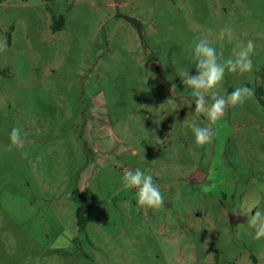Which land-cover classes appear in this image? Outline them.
Here are the masks:
<instances>
[{"label": "rangeland", "instance_id": "rangeland-1", "mask_svg": "<svg viewBox=\"0 0 264 264\" xmlns=\"http://www.w3.org/2000/svg\"><path fill=\"white\" fill-rule=\"evenodd\" d=\"M200 39L220 62L255 43L251 71L212 90L253 95L214 125L175 69L196 74ZM262 91L264 0H1L0 264H264L248 225L264 210ZM125 169L151 174L164 205L139 207Z\"/></svg>", "mask_w": 264, "mask_h": 264}, {"label": "clouds", "instance_id": "clouds-1", "mask_svg": "<svg viewBox=\"0 0 264 264\" xmlns=\"http://www.w3.org/2000/svg\"><path fill=\"white\" fill-rule=\"evenodd\" d=\"M225 36L228 39L232 38L230 28L221 29L219 38L223 40ZM254 51L255 43L249 40L246 45L240 46L238 51L234 50L232 57L220 62L216 49L210 45L208 40L194 41L196 74H190L186 67H175V69L182 84L192 90L196 114L206 115L211 124L214 125L221 120L229 107L242 105L247 98L253 95L252 89L247 86L236 87L227 96L219 95L212 90L221 84L226 72L243 74L251 71V57ZM174 87L176 86L173 85L171 91ZM208 95H211V102H209ZM192 130L197 146L202 147L212 141L214 133L210 127L193 125ZM10 142L11 146L24 147L25 139L21 136L20 128L14 127L11 130ZM122 183L126 188L135 189L137 204L146 213L148 209H159L165 203L159 186L154 183L153 176L149 173L139 169H125ZM248 225L254 230V239L264 238V210H256L254 214L250 215Z\"/></svg>", "mask_w": 264, "mask_h": 264}, {"label": "trees", "instance_id": "trees-1", "mask_svg": "<svg viewBox=\"0 0 264 264\" xmlns=\"http://www.w3.org/2000/svg\"><path fill=\"white\" fill-rule=\"evenodd\" d=\"M0 3H1V0H0ZM124 18L129 22L138 23L132 18H129V17H124ZM52 20H53L52 30L54 33L64 29L65 19L63 16H57L54 14V15H52ZM8 40H9V42L11 41V35L8 36ZM259 93H260L259 95H261V93H264V91L259 92ZM262 101L264 103L263 99H262ZM76 215H77V224H78L79 230H80V232L83 233L86 229V220H85L84 208L83 207L78 208Z\"/></svg>", "mask_w": 264, "mask_h": 264}, {"label": "water", "instance_id": "water-1", "mask_svg": "<svg viewBox=\"0 0 264 264\" xmlns=\"http://www.w3.org/2000/svg\"><path fill=\"white\" fill-rule=\"evenodd\" d=\"M206 178H207V174L205 172L198 170L197 172L194 173L191 180H194L198 183H202V182H204V180ZM230 220H231L232 225H236L239 222H243L245 220V218L241 217V216H237V215H231Z\"/></svg>", "mask_w": 264, "mask_h": 264}]
</instances>
